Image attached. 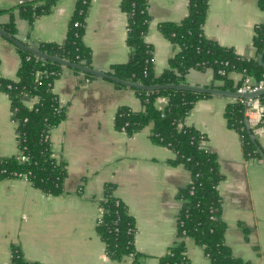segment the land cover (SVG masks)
Here are the masks:
<instances>
[{
	"label": "crops",
	"instance_id": "1",
	"mask_svg": "<svg viewBox=\"0 0 264 264\" xmlns=\"http://www.w3.org/2000/svg\"><path fill=\"white\" fill-rule=\"evenodd\" d=\"M26 1L43 2L0 0V24L11 21L15 38L27 45L62 44L76 0H55L47 13L31 21L18 8ZM120 1L90 0L85 17L82 39L90 50L91 67L105 73L130 54L125 41L127 15ZM187 1L148 0L144 40L152 46L155 76L169 66V59L178 51L163 36L159 24L182 20L187 15ZM261 23L264 10L258 0H207L202 30L219 45L242 57H253L255 27ZM16 48L0 36V75L4 78L17 79L21 55ZM75 70L63 67L52 85L64 110L62 120L49 134L52 155L66 167L61 193L42 192L19 178L0 179V264H9L14 247L23 259L39 264H130V256L111 260L95 230L105 186L133 218V247L140 260L160 264V258L178 240L179 190L189 183L190 173L184 165L172 162L171 149L150 138L152 124L132 134L115 127L118 107L142 108L135 88L97 76L87 79ZM229 78L234 86L244 79L239 72H230ZM184 79L205 86L221 83L213 79L210 68H191ZM233 99L217 95L199 98L181 126L200 131L204 135L201 146L217 158L226 245L235 257L249 264H264V128L257 126L252 134L263 156L246 155L239 133L227 126L224 117V108ZM21 101L30 108L37 98L24 93ZM166 102L167 96H158L155 106L163 109ZM16 136L9 98L0 90L1 156L17 153ZM183 240L190 264H211L202 246L190 237Z\"/></svg>",
	"mask_w": 264,
	"mask_h": 264
},
{
	"label": "trees",
	"instance_id": "2",
	"mask_svg": "<svg viewBox=\"0 0 264 264\" xmlns=\"http://www.w3.org/2000/svg\"><path fill=\"white\" fill-rule=\"evenodd\" d=\"M55 0H43L41 4L21 2L18 6L21 15L32 20L47 13ZM187 15L179 22H162L159 29L163 36L178 47L169 59V66L160 74L153 72L152 46L145 42L148 28V0H121L120 8L127 15L126 44L130 48L128 59L111 67V74L127 81L145 85L165 83H185L184 76L191 68H210L213 79L220 81L213 85L222 89L237 90L229 78L230 72H239L244 77L260 80L264 76V23L255 27L253 45L255 55L242 57L229 47L221 46L203 34L202 28L207 12V0H188ZM90 0H76L68 23L65 41L62 44L41 43V51L73 63L91 67L89 48L83 43L85 17ZM264 10V0H258ZM3 10H0L2 13ZM5 32L15 37L13 23L1 25ZM20 56L17 79H7L0 75V90L9 98L12 119L16 124L17 153L11 156L0 155V179L20 178L25 175L36 189L58 195L66 177L65 163L55 159L51 151L49 134L62 120L63 107L52 90L54 80L59 76L61 65L35 57L29 52L16 48ZM261 56L263 65L259 64ZM78 72V70H75ZM53 72V73H52ZM87 79L94 75L83 73ZM114 83V82H113ZM115 85L122 86L114 83ZM137 93L142 108L133 111L127 106L118 107L114 124L126 134H132L152 124L150 138L167 146L174 154L172 162L182 164L190 173V181L179 190L181 207L177 217L176 234L178 240L160 258V264H190L185 256L184 238L190 237L202 246L211 264H249L235 257L226 245L224 234L226 225L221 219V197L217 186L221 180L217 158L214 153L201 146L204 135L193 127L181 126L183 119L199 98L211 94L188 90L160 89L140 90ZM36 97L37 102L27 107L21 101L22 94ZM158 96H167L163 109L155 106ZM264 105V96L257 97ZM246 105L239 98L228 102L224 108L227 126L235 129L241 138L246 155L263 156L254 140L253 128L247 124ZM264 128V108L262 111ZM24 155L26 160L19 161ZM100 218L95 230L105 244L107 256L119 261L132 256L130 264H143L139 253L134 250V221L122 201L105 186L100 202ZM9 264H39L23 259L19 249L11 251Z\"/></svg>",
	"mask_w": 264,
	"mask_h": 264
},
{
	"label": "water",
	"instance_id": "3",
	"mask_svg": "<svg viewBox=\"0 0 264 264\" xmlns=\"http://www.w3.org/2000/svg\"><path fill=\"white\" fill-rule=\"evenodd\" d=\"M0 36L5 37L8 41L13 43L15 46L18 48L29 52V54L34 55L35 57H38L40 59L48 60L51 62L58 63L62 67H70L73 69H77L81 71L82 73H89L91 75L105 78L108 80H111L113 82L119 83L124 86L132 87L135 89H140V90H160V89H176V90H188V91H193V92H198V93H206L211 94V95H217V96H225V97H230L232 98H243V99H248V98H257L260 96H264V86L261 88H258L253 91H247V92H240L237 90H229V89H222L216 86H205V85H197V84H188V83H165V84H151V85H145L142 83H135L131 81L124 80L122 78L116 77L110 73H105L104 71H101L99 69L89 67V66H83L77 63L70 62L68 60L62 59L57 56L50 55L44 51H41L38 46H31L24 44L17 38L9 35L7 32H5L2 28H0ZM262 57L259 56L258 62L259 64L263 65L262 62Z\"/></svg>",
	"mask_w": 264,
	"mask_h": 264
},
{
	"label": "built area",
	"instance_id": "4",
	"mask_svg": "<svg viewBox=\"0 0 264 264\" xmlns=\"http://www.w3.org/2000/svg\"><path fill=\"white\" fill-rule=\"evenodd\" d=\"M263 86H264V76L262 79L258 81L257 80L251 81L249 77H244L242 81V85L237 89V91L240 92L253 91ZM240 99L246 105L245 115H246L247 124L253 129L257 126H261L263 123V119H262L263 106L258 101L259 99L256 97L248 98V99H243V98ZM25 160L26 157L24 155L19 156V161L23 162ZM19 179L28 181L25 175H21ZM130 257L132 256L130 255Z\"/></svg>",
	"mask_w": 264,
	"mask_h": 264
},
{
	"label": "rangeland",
	"instance_id": "5",
	"mask_svg": "<svg viewBox=\"0 0 264 264\" xmlns=\"http://www.w3.org/2000/svg\"><path fill=\"white\" fill-rule=\"evenodd\" d=\"M184 120V119H183Z\"/></svg>",
	"mask_w": 264,
	"mask_h": 264
}]
</instances>
